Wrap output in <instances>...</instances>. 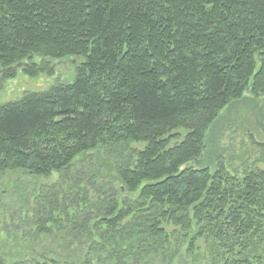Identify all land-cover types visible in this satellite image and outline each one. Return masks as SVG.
I'll return each instance as SVG.
<instances>
[{
    "label": "trees",
    "instance_id": "trees-1",
    "mask_svg": "<svg viewBox=\"0 0 264 264\" xmlns=\"http://www.w3.org/2000/svg\"><path fill=\"white\" fill-rule=\"evenodd\" d=\"M67 58L85 60L73 85L0 107V171L49 176L98 148L145 142L121 178L154 235L163 218L190 228L194 208L209 223L200 233L241 255L264 231V171L239 182L181 168L202 156L222 109L248 88L264 97V0H0L4 79L26 61V75H52L45 60ZM180 128L186 138L170 146ZM135 211L113 202L101 224L116 230Z\"/></svg>",
    "mask_w": 264,
    "mask_h": 264
},
{
    "label": "rangeland",
    "instance_id": "rangeland-1",
    "mask_svg": "<svg viewBox=\"0 0 264 264\" xmlns=\"http://www.w3.org/2000/svg\"><path fill=\"white\" fill-rule=\"evenodd\" d=\"M41 64L44 59L34 58ZM52 75L33 78L24 65L15 77L3 78L0 69V107L43 94L55 87L73 85L82 58L45 60ZM253 80L250 81L252 85ZM170 146L182 142L184 128ZM202 156L185 164L194 170L222 171L243 182L264 171V97L256 99L251 88L239 102L222 109L204 132ZM147 143L111 144L76 158L61 172L35 177L23 170L0 171V261L4 264H264V231L240 255L224 249L208 232V222L195 220L194 208L185 215L190 228L175 226L161 217L165 234L155 236L146 213L139 209L140 193L124 188L121 172L134 169ZM134 204L135 214L116 230L101 224L113 202ZM158 219V216H157ZM151 227V228H150ZM150 228V229H149ZM141 229V230H138Z\"/></svg>",
    "mask_w": 264,
    "mask_h": 264
}]
</instances>
